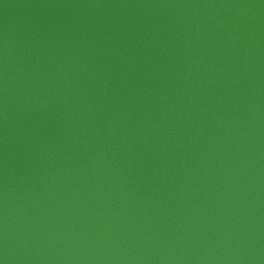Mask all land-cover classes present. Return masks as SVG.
<instances>
[{
    "label": "water",
    "instance_id": "water-1",
    "mask_svg": "<svg viewBox=\"0 0 264 264\" xmlns=\"http://www.w3.org/2000/svg\"><path fill=\"white\" fill-rule=\"evenodd\" d=\"M0 264H264V0H0Z\"/></svg>",
    "mask_w": 264,
    "mask_h": 264
}]
</instances>
